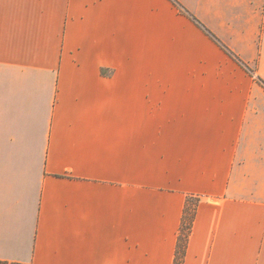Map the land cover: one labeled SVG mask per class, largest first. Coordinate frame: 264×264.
<instances>
[{"label":"crops","instance_id":"0c3cea01","mask_svg":"<svg viewBox=\"0 0 264 264\" xmlns=\"http://www.w3.org/2000/svg\"><path fill=\"white\" fill-rule=\"evenodd\" d=\"M0 0V260L264 264V0Z\"/></svg>","mask_w":264,"mask_h":264},{"label":"trees","instance_id":"16d2710c","mask_svg":"<svg viewBox=\"0 0 264 264\" xmlns=\"http://www.w3.org/2000/svg\"><path fill=\"white\" fill-rule=\"evenodd\" d=\"M174 1L179 6V8L181 10L188 12L179 2H177L176 0H174ZM190 15L201 26L205 27L195 16H193L192 14H190ZM205 29L227 51V53H229L237 61L241 62L245 67H247V69H249L250 72L253 75H255V77L257 78L259 83H261L264 86V80L259 75H256V71L253 68H251L247 63H245L233 50H231L227 45H225L213 32H211L207 28H205ZM198 204H199V198H197L195 196H189L188 197L187 203L185 206L184 215H183L181 233H180L179 242L177 245L176 258H175L174 264H184L186 252H187L188 241H189V235H190L191 230H192V226H193L194 219L196 216ZM0 264H25V263L0 260Z\"/></svg>","mask_w":264,"mask_h":264}]
</instances>
